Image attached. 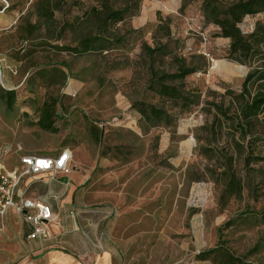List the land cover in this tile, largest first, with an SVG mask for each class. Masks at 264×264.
Returning a JSON list of instances; mask_svg holds the SVG:
<instances>
[{"label":"rangeland","instance_id":"rangeland-1","mask_svg":"<svg viewBox=\"0 0 264 264\" xmlns=\"http://www.w3.org/2000/svg\"><path fill=\"white\" fill-rule=\"evenodd\" d=\"M5 1L19 3L14 10L24 8V17L36 20L34 0ZM64 3L55 17L71 22L93 0ZM181 5L182 0H142L127 24L137 32L127 33L125 48L105 58L55 50L69 45L73 36L68 31L58 41L44 28L30 35L16 26L13 34L2 35L0 98L2 90L13 91L14 102L7 108L0 99V163L11 169L23 154L68 151V179L73 184L75 175L82 183L79 193L88 208L110 215L109 237L122 264H211L197 256L220 242L237 256L257 244L248 261L264 264V163L246 171L238 160L234 172L241 194L224 196L219 157L234 152L232 136L225 125L221 135L212 126L215 111L206 105L227 106L222 94L238 92L249 69L227 59L229 41L204 23L201 0L183 10ZM160 19L168 22L178 53L199 69L184 84L200 92V104L180 115L173 127L149 126L132 107L144 102L170 110V103L147 89L141 53L143 44L154 45V37L163 41ZM257 21H264V14L245 18L239 27L248 34ZM227 64L242 71L223 68ZM43 103L52 107L54 132L37 122ZM260 144L264 156V137ZM38 178L24 176L20 188ZM58 181L60 175H55L51 182Z\"/></svg>","mask_w":264,"mask_h":264},{"label":"trees","instance_id":"trees-1","mask_svg":"<svg viewBox=\"0 0 264 264\" xmlns=\"http://www.w3.org/2000/svg\"><path fill=\"white\" fill-rule=\"evenodd\" d=\"M191 1L182 0L180 9L183 10ZM141 2L93 0V5L84 9L80 16L66 22L55 17V13L66 5L64 0H34L32 5L36 20L31 23L30 16L24 17L23 8L17 10L23 14L16 26L30 35L41 28L47 33L52 30L55 41L61 40L62 34L68 31L73 36L69 45L55 46V50L67 51L78 57L93 55L105 58L125 48L127 33L137 32L130 31L127 24L139 12ZM18 6L19 3H10L8 9L14 10ZM200 11L204 23L217 29L215 36L229 41L227 59L249 69L238 92L225 90L222 94V99H228L227 106L223 102L206 103L215 111L212 126H216L221 135L222 126L225 125L232 136L229 141L234 152L224 151L220 155L223 170L219 175L225 183L224 196L237 198L241 194L242 184L234 172L236 162L239 160L246 171L250 170L251 165L264 163L260 144L264 137V21H257L248 34H244L239 27L245 18L264 14V0H201ZM19 22L22 24L18 25ZM159 22L158 30L164 33L163 41L154 37V45L143 44L141 53L147 72V89L170 103V110L144 102H134L132 107L149 126L173 127L180 115L190 113L200 104V92L186 89L184 84L185 79L199 69L178 53L177 40L170 36L168 22L161 19ZM167 63L169 67H165ZM111 68H115L113 63ZM223 68L242 71L241 67L231 64ZM13 94V91H1L0 99L7 108L13 105ZM51 108L49 103H43L37 121L39 127L48 132H54ZM257 251L256 244L244 256H237L220 242L201 252L197 260L211 264H253L248 259Z\"/></svg>","mask_w":264,"mask_h":264},{"label":"crops","instance_id":"crops-1","mask_svg":"<svg viewBox=\"0 0 264 264\" xmlns=\"http://www.w3.org/2000/svg\"><path fill=\"white\" fill-rule=\"evenodd\" d=\"M3 8L0 4V37L13 34L23 14ZM64 178L68 179L60 176L53 183L51 175L41 174L26 185L27 196L49 205L57 221L48 241H28V227L9 211L6 231L0 235V264H122L109 237L110 215L86 206L79 193L82 183L75 175L73 184Z\"/></svg>","mask_w":264,"mask_h":264},{"label":"built area","instance_id":"built-area-1","mask_svg":"<svg viewBox=\"0 0 264 264\" xmlns=\"http://www.w3.org/2000/svg\"><path fill=\"white\" fill-rule=\"evenodd\" d=\"M4 8L8 3L1 0ZM71 157L68 151H61L55 156L23 154L18 157V165L8 169L0 163V235L6 231L5 217L9 211L19 216L28 227V241L46 242L52 236L51 227L57 217L51 207L27 196L20 188L26 175L49 174L68 177L72 172Z\"/></svg>","mask_w":264,"mask_h":264},{"label":"water","instance_id":"water-1","mask_svg":"<svg viewBox=\"0 0 264 264\" xmlns=\"http://www.w3.org/2000/svg\"><path fill=\"white\" fill-rule=\"evenodd\" d=\"M67 180H68L67 178H64V179H63L64 182H67Z\"/></svg>","mask_w":264,"mask_h":264},{"label":"bare ground","instance_id":"bare-ground-1","mask_svg":"<svg viewBox=\"0 0 264 264\" xmlns=\"http://www.w3.org/2000/svg\"><path fill=\"white\" fill-rule=\"evenodd\" d=\"M70 157H71V154H70ZM72 158V157H71Z\"/></svg>","mask_w":264,"mask_h":264}]
</instances>
